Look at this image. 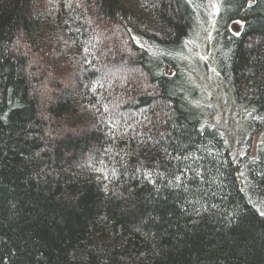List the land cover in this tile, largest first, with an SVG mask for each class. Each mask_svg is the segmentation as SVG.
I'll return each mask as SVG.
<instances>
[{
    "label": "trees",
    "instance_id": "trees-1",
    "mask_svg": "<svg viewBox=\"0 0 264 264\" xmlns=\"http://www.w3.org/2000/svg\"><path fill=\"white\" fill-rule=\"evenodd\" d=\"M189 41L264 131V0H0V264H264V134Z\"/></svg>",
    "mask_w": 264,
    "mask_h": 264
},
{
    "label": "rangeland",
    "instance_id": "rangeland-1",
    "mask_svg": "<svg viewBox=\"0 0 264 264\" xmlns=\"http://www.w3.org/2000/svg\"><path fill=\"white\" fill-rule=\"evenodd\" d=\"M211 17L214 18V16L208 15L206 17V22L202 23V26H205L206 30L212 24ZM240 28L241 27L238 25V23H233L230 27L231 31L233 32H238ZM202 35V31H200L199 38H195L196 45H199L197 43L199 42L198 39L202 40V38H204V35ZM206 36L205 41L206 39H211L209 31L207 32ZM191 52V58L196 59L198 65L201 67L195 68L194 66H191L192 70L195 72V78L192 79L193 86L198 88L199 92L202 93L201 95L199 94L200 99L197 101V106L201 108L205 112V114H207V120L204 124L208 125L209 127H215L219 129V131L223 133L224 137L227 138L228 143L233 150V153L238 158H245L246 155L248 157L254 156L257 149L259 148L264 131L254 134V136L251 137V132H248V129L244 127L246 124H244L243 122L238 123L237 121L230 119L228 107L225 104H222L224 101V94L222 93L223 91H221V89L216 90L215 87L211 84L217 83L218 75L217 73H213L212 78L209 77V75H211L210 72L212 73L211 66L213 65V54L210 55L208 53H205V51L197 47H193ZM205 63H207L208 65L205 66ZM107 64H110V61L108 59L105 60V64L102 63V68H105ZM214 64L216 65L217 62H215ZM204 70L208 72L209 75L203 74L202 72H204Z\"/></svg>",
    "mask_w": 264,
    "mask_h": 264
},
{
    "label": "bare ground",
    "instance_id": "bare-ground-1",
    "mask_svg": "<svg viewBox=\"0 0 264 264\" xmlns=\"http://www.w3.org/2000/svg\"><path fill=\"white\" fill-rule=\"evenodd\" d=\"M215 21V18H212L211 17V22H214ZM215 23V22H214ZM213 23V24H214ZM210 37V36H209ZM185 45L187 46V48L186 49H189V50H191L192 51V49H193V47H195V45H194V41H189V42H185ZM206 65H208L207 63H205V66ZM211 70H212V73L210 72V74H211V76L213 75V73L215 74V73H217L215 70H214V66L212 65L211 66ZM223 105H224V103H222ZM244 127H246V129H248V132H250V129L245 125ZM245 129V130H246ZM222 133V132H221ZM223 134V133H222Z\"/></svg>",
    "mask_w": 264,
    "mask_h": 264
},
{
    "label": "snow or ice",
    "instance_id": "snow-or-ice-1",
    "mask_svg": "<svg viewBox=\"0 0 264 264\" xmlns=\"http://www.w3.org/2000/svg\"><path fill=\"white\" fill-rule=\"evenodd\" d=\"M262 216H264V213H261Z\"/></svg>",
    "mask_w": 264,
    "mask_h": 264
}]
</instances>
